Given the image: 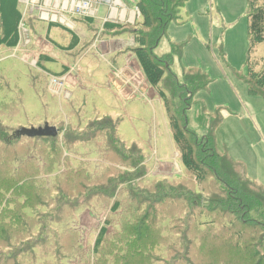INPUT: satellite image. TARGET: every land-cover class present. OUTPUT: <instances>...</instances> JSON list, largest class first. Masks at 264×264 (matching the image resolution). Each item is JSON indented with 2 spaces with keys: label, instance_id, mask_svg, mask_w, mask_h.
<instances>
[{
  "label": "rangeland",
  "instance_id": "374dc122",
  "mask_svg": "<svg viewBox=\"0 0 264 264\" xmlns=\"http://www.w3.org/2000/svg\"><path fill=\"white\" fill-rule=\"evenodd\" d=\"M125 1L130 9H136L132 0ZM247 13L248 0H188L178 19L170 23L154 54L157 57L172 54L177 45L181 47V54L172 55L170 66L178 79L175 82L183 84L184 71L201 73L210 79L208 89L200 90L194 97L187 113L188 126L199 137H204L210 119L219 112L223 120L216 132V150L228 156L240 173L243 168L255 185L264 188L257 180L264 181V156L261 154L264 148L257 144L264 143V97L250 93L245 81L250 70L257 73L264 70V42L254 43L250 37ZM107 15L106 6L99 8L97 19L91 22L68 14L66 18L74 24V29L61 23L49 24L39 20L36 14L26 20L31 44L17 51L0 49V125L6 129V134L13 131V135L20 129H39L47 124L65 128L70 123L72 128L81 131L89 122L109 117L117 125V135L92 142L103 143L101 146L79 148L81 157L76 161H87L91 173L101 171L104 179L110 165L126 171V163L119 165L122 161L116 154L115 157L114 150L136 147L146 157L141 167L135 169V172L144 170L148 175L145 184L166 181L164 191L173 185L179 187L175 192L179 196L178 192L187 189L179 182L184 181L196 195H201L202 188L186 174L180 150L174 144L168 110L157 93L162 89L171 96L170 73L165 74L153 96L147 92L133 101L116 98L113 87L106 86L114 68L118 73L127 67L129 56L136 58L127 49L108 59L97 55L94 49L89 50ZM138 21L143 20L139 18ZM133 26L127 24L126 31H118L113 38L119 43L130 42L134 38ZM76 36L80 42L73 44ZM40 38L54 43L50 59L41 61L44 70L59 76L67 73L69 67L81 74L83 88L70 84L66 87L72 93L70 99L65 92L59 94V89L50 84V77L42 70L24 61L26 51H38ZM71 45L75 47L71 49ZM49 84L53 91L49 90ZM174 102L178 107L179 99L175 98ZM5 143L0 138V264H100L101 250L97 255L95 244L115 212L111 208L98 212L94 207L80 208L74 219L70 213L66 214L62 197H50L53 193L44 190L53 185L52 175L65 177L73 171L69 162L75 166V160L66 143L59 138L54 151L48 147L40 152L43 157L34 156L35 160L28 161H25L30 151L28 146L22 147L20 156L15 146ZM19 143L44 142L23 139ZM104 151L105 155L101 156ZM29 157H33L32 152ZM110 159L111 164L107 165ZM115 168L112 170L116 171ZM79 175L82 176V172ZM212 182L208 179L206 185H202L206 191L204 197H208L201 199L204 203L219 201L215 196L219 191ZM156 184L152 190L158 189ZM255 185H248V188L263 194ZM180 197L178 201L168 199L155 205L151 215L144 214L143 207L128 221L126 231L122 221L108 226L106 236L114 241L109 246L114 251L112 256L106 257V263L264 264L261 255L264 254L263 226H248L235 215L190 206ZM116 199L117 193L111 206ZM224 199L227 201L224 203L230 202L227 197ZM248 202L255 208L250 198ZM234 204L231 209L238 210ZM71 207L74 211L75 205Z\"/></svg>",
  "mask_w": 264,
  "mask_h": 264
},
{
  "label": "trees",
  "instance_id": "16d2710c",
  "mask_svg": "<svg viewBox=\"0 0 264 264\" xmlns=\"http://www.w3.org/2000/svg\"><path fill=\"white\" fill-rule=\"evenodd\" d=\"M187 1L188 0H136V6L141 12L140 18L143 21H137V23L131 27L134 36V44L126 49L135 54L141 71L153 89H156L160 85L167 72L171 75V96L168 97L162 89L156 90L168 110L174 144L177 146L178 150H180L179 154L185 167L186 174H188V178L194 180L203 191L201 195H196V192L193 191L190 185L185 184L184 181H179L182 184V186L180 185L182 188H187L186 191L178 192L182 201H188L190 206H203L209 209V211H218L226 215H235L239 220L245 221L248 226L255 227L258 225L264 227V221L262 220L264 219V188L255 185V183L248 179L243 168L240 173L234 165V162L228 156L220 154L216 150V132L223 120L220 113L217 112L215 117L210 119L209 129L204 137H199L197 132L190 129L188 126L187 113L193 106L194 97L200 90L208 89L211 83L210 79L201 73L197 75V72L184 71L183 84L175 82L178 79L172 74L170 66L173 59L172 55L181 54V47L177 45L173 47L172 54L163 57H157L154 54V50L166 36L170 23L178 19V14ZM21 17L22 9L19 0H0V49L2 47L14 49L18 46L19 23ZM247 18L248 32L254 43L264 42V0H248ZM85 21L91 22V20ZM126 27L127 25L106 24L103 27L101 36L112 35L115 37L118 35V31H123ZM75 39H77V36ZM44 59H47L44 55L40 56L37 63V68L43 72L46 71L41 67V61ZM65 74L66 72L59 76H64ZM245 81L249 86L250 93L264 97V70L258 73L254 69L250 70ZM175 98H178L180 101L178 107H175ZM203 113H206L205 109ZM104 123L108 124V126H103ZM97 125L98 127H96ZM57 128L59 130V136L56 138L38 137L32 139L18 137L16 133L13 135V131L10 132V134H6V129L0 125V138L2 141L6 142L5 144L15 146L20 156L23 151L22 147L28 146L30 151L25 161L35 160L34 156L43 157L40 152L48 147H52L54 151L59 138H61L63 143H66L67 147L71 150L70 155H72L73 159L76 161L81 157L78 151L79 148L87 147V145H93L94 147L101 146L103 143L92 142L99 139L108 140L110 135H112L113 138L117 135V125L109 117H103L102 119L97 118L96 121L89 122L87 127L81 131L78 128H72L70 123L65 128ZM69 130L70 133H68ZM90 133H92L91 136ZM23 139L42 141L44 143H19ZM118 150L119 151L114 150V155L116 154L120 157L122 163H119V165L121 164V166H123V164L126 163L125 165L127 167H124L126 171H122L110 165L112 161V159H110V163L107 162V165H110L108 166L109 170L106 169L103 179L101 171L96 174L91 173V168L87 167V161H83L85 162L83 167V162L74 161L75 166H73V163L69 162V167L72 168L73 171L69 172L65 177L63 174L52 175L53 185H49L47 189H44L46 192L53 193L50 197H62L61 199L65 201L63 204L66 206V214L70 213L74 219L77 218L75 212L80 208L86 210L94 207L93 209L97 210V212L103 210V208H111L112 212H120L118 215L113 213L110 216L107 225L103 227L95 244V253L97 255L101 250V254L99 255V257H101L100 264H107V261H105L106 257L112 256L114 251L113 248H109V246L113 245L112 243H114V241L106 236L108 226L113 227V224L116 226L118 222L122 221L123 228L126 231V224L128 221H130L131 217H133L137 211H142L143 207L145 208L144 214L151 215L155 205L162 204V201H167L168 199L178 201L179 197L175 193L179 187L175 188L173 185H169L170 189L164 191L166 181L158 184L154 182L145 184L146 178L148 177L145 171L143 170L142 172L139 170L135 172V169L138 170L139 167H141L143 159H146L142 150L136 147L132 149L124 147L122 151L120 149ZM30 152L33 153L34 158L29 157ZM103 155H105V151L101 156ZM105 160H107V157ZM76 166L78 169L75 168ZM112 168H115L116 171L112 170ZM51 172L53 174V171ZM81 172L82 176L79 175ZM26 173H29L28 168H26ZM106 176H108L107 179ZM208 179L213 180L211 185L219 191L218 194H215V196L219 197L218 203L211 201L204 203V201L201 200L207 197V195L204 197L206 191L203 189L202 185H206ZM155 184L159 190L157 188L156 190H152ZM123 185L124 187L121 188ZM248 185H255L261 189L263 194L252 192V190L248 188ZM208 190L212 191L211 188H208ZM209 191H207L208 195H210ZM116 193L117 199L111 206ZM75 194L76 196H74ZM226 197L227 200L230 201L229 203H224L226 201L224 198ZM249 198L255 203V208L248 204ZM95 200L97 202L95 206H92ZM233 203L238 206V210L231 209ZM71 205H75L74 211ZM134 206L135 208H132ZM70 210L73 213L70 212ZM262 230H264V228H262ZM114 234L115 236L117 235L116 232ZM261 255L263 256L264 262V254L262 253Z\"/></svg>",
  "mask_w": 264,
  "mask_h": 264
},
{
  "label": "built area",
  "instance_id": "2783aa9c",
  "mask_svg": "<svg viewBox=\"0 0 264 264\" xmlns=\"http://www.w3.org/2000/svg\"><path fill=\"white\" fill-rule=\"evenodd\" d=\"M132 1L134 2V0ZM19 4L22 9V17L19 24V34L21 37H19L18 46L14 48L15 51L31 44V41L28 38L30 31L26 25V20L32 18L31 15L36 14L39 20L49 22V24L61 23L62 25L74 29V24L66 18V15L69 14L83 20L94 21L98 17L99 8L101 6L108 7V15L103 19L104 24L102 29L98 31L97 38L92 47L94 50L98 49V40H100L103 27L106 24L135 25L141 17L139 8L136 6V9H130L125 0H19ZM39 58L40 57L33 60L32 64L36 67ZM44 73L50 77V84L54 86L56 90L58 88L60 91L59 94H61V91H63L66 84L65 75L56 76L46 71H44ZM113 73L117 76H121L124 72L117 73L114 68Z\"/></svg>",
  "mask_w": 264,
  "mask_h": 264
},
{
  "label": "crops",
  "instance_id": "0c3cea01",
  "mask_svg": "<svg viewBox=\"0 0 264 264\" xmlns=\"http://www.w3.org/2000/svg\"><path fill=\"white\" fill-rule=\"evenodd\" d=\"M134 3H136V0H134ZM80 40L77 37V39H74L73 44L79 43ZM95 43V40L90 44L89 50L93 49V45ZM127 43V44H126ZM134 44V38L130 42H122L119 43L116 41L112 35H106L105 37L101 36L99 43H98V49L95 50L97 55H100L103 58H107L112 55L118 53H122L126 50L127 47H130ZM38 51L35 52L33 50L26 51V54L24 56L25 62H32L33 60L43 56L47 59H50V56L52 51L54 50V43L49 41V39L40 38L37 42ZM75 46L71 45L70 48H74ZM132 56H129V62L127 64V67H125L124 70L119 71L124 72L123 75L117 76L113 72L109 75V80L107 83L108 88H112L116 91L114 93L115 97L118 99H125L127 101H133L137 98V96L140 94L141 97L144 96L147 92H150L152 96L155 94L154 89L149 85L147 82L145 75L141 71V68L135 59H131ZM114 63V62H113ZM110 67V66H109ZM68 72L65 74L66 77V84L63 88V91L61 93L65 92L66 98H69L72 96V93L68 90H66V87L68 84H70L73 87L76 88H83V80L81 78L80 73H76L74 68H66ZM109 89V90H110ZM49 90H51V85L49 84ZM53 91V89L51 90ZM220 127V126H219ZM220 129V128H219ZM220 131V130H218ZM222 133V132H221ZM241 144V143H238ZM260 144V146H263L264 143H257ZM232 147H236L234 144H232ZM261 154L264 156V150H261ZM260 158V155H259ZM261 185L264 184V181L262 179H257ZM259 183V184H260Z\"/></svg>",
  "mask_w": 264,
  "mask_h": 264
},
{
  "label": "water",
  "instance_id": "95a60500",
  "mask_svg": "<svg viewBox=\"0 0 264 264\" xmlns=\"http://www.w3.org/2000/svg\"><path fill=\"white\" fill-rule=\"evenodd\" d=\"M18 137H27V138H43V137H51L56 138L59 136V130L55 126L46 125L43 128L39 129H20L16 132Z\"/></svg>",
  "mask_w": 264,
  "mask_h": 264
}]
</instances>
